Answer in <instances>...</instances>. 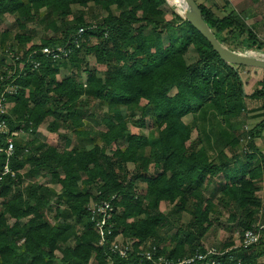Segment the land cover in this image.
I'll return each instance as SVG.
<instances>
[{"label":"trees","instance_id":"obj_1","mask_svg":"<svg viewBox=\"0 0 264 264\" xmlns=\"http://www.w3.org/2000/svg\"><path fill=\"white\" fill-rule=\"evenodd\" d=\"M167 2L0 0V23L7 15L16 16L23 31L26 24L44 16V9L46 21L56 15L63 24L73 15L72 6L88 8L92 3L107 13L93 25L81 11L62 37L24 51L27 55L46 46L73 49L60 62L38 54L41 67L18 80L21 89L11 98L15 103L9 117L11 127L31 131L33 138L16 140L19 160L12 167L17 178L0 184V264H148L138 255L139 248H157L148 242L171 223V214L188 212L191 223L186 230L178 229L176 247L169 252L157 248L156 252V258L183 259L204 251L201 241L213 225L216 199L240 212L244 231L240 241L260 220L264 205L258 183L264 177V155L255 139L264 129V120L244 133V139L250 137L245 158L236 154L240 138L233 121L243 116L264 118V70L260 69L259 88L249 95L241 67L225 63L185 15L175 12L170 17L163 10ZM197 4L223 47L237 52L240 47L257 45L241 13L232 10L219 16L212 8ZM80 28L85 29L84 42L76 48L72 36ZM7 39L6 31L0 35L2 50L25 45L32 37L17 34L15 43ZM257 49L263 50V46L259 44ZM88 57L94 58L96 68L84 61ZM68 66L70 74L59 79L61 69ZM82 73L87 75V87L79 82ZM88 99L107 103L113 112V117L104 120L107 131L101 135L102 145L72 149V142L66 139L65 149L60 151L37 144L38 129L48 119L64 122L79 137L87 136L84 120L93 116L87 109ZM123 108L135 126L147 129L150 122L156 126L154 141L131 133ZM188 116L193 117L192 124L185 123ZM195 131L197 137L193 138ZM124 143L125 150L120 145ZM148 148L150 156L146 157ZM131 164L133 173H129ZM152 166L160 172L151 175ZM28 167L26 176L40 174L61 190L55 192L44 184L23 187L25 175L21 172ZM138 181L147 186L141 198L134 190ZM114 195L119 210L116 229L109 244L100 247L86 207ZM163 203L174 206L171 214L161 211ZM54 210L51 220L49 214ZM118 236L135 242V253L128 259L110 250ZM230 255L234 259L228 255L222 264H262L264 231L256 246L233 250Z\"/></svg>","mask_w":264,"mask_h":264},{"label":"rangeland","instance_id":"obj_2","mask_svg":"<svg viewBox=\"0 0 264 264\" xmlns=\"http://www.w3.org/2000/svg\"><path fill=\"white\" fill-rule=\"evenodd\" d=\"M230 3V7H227L226 10L219 9L220 7L225 5L224 0H213L210 1V7L214 6L212 9L215 10L217 15L219 16H226V13H229L232 10H237V12L243 14L244 17L247 18V23L250 25L251 29L254 32L255 35V41L257 45H262L263 50H258L257 45L251 46L248 45V47H240L237 52L245 55V56H262L264 55V0H228ZM216 4V5H215ZM72 16H70L68 19L66 18V21H64L67 24H63L58 17H53L52 19L45 20V14L47 11L44 9L42 14L44 16H41L38 20L33 21L32 23L26 24L27 29L25 31L21 30L16 16H5L2 22L0 23V35H2L3 32H8V39L6 41H9L11 43L17 42L15 40V36L17 34H24L27 36H31L32 40L31 42L27 44L22 45H16V47L13 49L14 51L20 52L24 51L26 48L30 47L33 44H40L42 41H47L53 38H60L65 32V29L67 27H70L75 22V18L78 16V14L83 11L85 13V21L90 24H98L102 21L103 18L106 17L107 13L103 10H101L99 7H96L94 4H89L88 8H81L79 6H72ZM163 10L171 17L172 14L181 13L182 15H185V5L182 4L181 0H168L167 4L163 6ZM55 26H54V25ZM64 27V28H63ZM166 41H168L166 39ZM252 43V42H251ZM84 61H87L92 69L97 67L96 61L92 57L83 58ZM240 72L243 78V81L245 83V89L248 93V91L251 92V87L254 86L257 88L258 82L262 78V70L257 68H251V67H243L240 66ZM71 70L68 66V68H62L61 73L58 76L59 79H63L64 77L68 76L70 74ZM100 76H103L101 74ZM80 83H82L85 87H87V75L82 73L80 76ZM248 88V89H247ZM249 92V93H250ZM87 97V96H86ZM84 98V101L86 99ZM83 101V102H84ZM143 106L146 105V102H143ZM88 111L91 113L92 118H86L84 120L85 127H83V131H85L88 135L84 137H79L78 135L73 132V130L69 129L67 127V124H65L62 121H55L53 119H48L46 123L42 124L38 132L36 134L37 138V144H45L48 147H56L60 151L65 149L66 145V139H70L72 142V149L73 147H85L86 149H91L94 144L102 145L101 142V135L106 133V125L104 123V120L108 118V116L113 117L112 113L110 111L109 105L107 103L100 104L98 100L96 99H88V105H87ZM122 112L125 115V120L128 122V127L131 133L142 135L148 137L150 140L154 141V139L157 137V129L156 126L153 123H149V128L147 129H141L134 125L133 120H131L128 117L127 111L125 108L122 109ZM90 117V116H89ZM137 119H140L138 116ZM185 123L192 124L193 117L188 116L184 119ZM261 119H257L256 121L254 119H251L250 116H243L240 119L233 121V126L235 128L236 136L240 138V143L236 149V154L242 158H245L248 151V141L243 138L245 135L244 133L248 132L255 124L260 122ZM197 137V132L195 131L193 134V138ZM245 137V136H244ZM28 139L27 137H25ZM33 138V137H32ZM122 149H126V144H120ZM115 147V146H114ZM150 156V148L146 150V157ZM30 168H25L22 170V174H24V180H23V187H27L30 184H44L48 186L50 189H52L55 192H59L61 190V187L58 185H54L51 183L50 178L40 176V174L36 175L34 178H30L26 176ZM134 172V166L131 164L129 165V173ZM160 172L159 169H156L154 166L150 169V174L155 175ZM146 183L142 181H138L135 184L134 190L138 194V196L141 198L143 197L145 191H146ZM207 197H211L210 193L207 194ZM53 205L56 207V203L54 201ZM62 209L64 207L62 206ZM174 209V206L168 203H163L161 205V211L164 214H171ZM213 216L211 218L212 220V227L207 232V234L203 237L201 244L204 248H225L227 245H230L231 243H234L233 246H230L229 248H232L236 245H238L240 238L242 237L243 227L240 225L241 221V215L240 212L237 211L233 206H226L225 204L221 203L219 200H214V208H213ZM264 210V206L262 208V211ZM261 211L260 214V220L256 223V225H264V213ZM56 215L55 210L52 211V213L49 214V217L51 220L54 219V216ZM171 223L167 225L165 229L162 231L160 230L158 232V236L154 239H152L149 243L158 245L157 248L164 252L171 251L174 247H176L178 240L175 236L178 229L181 228L183 230L188 229V225L191 223L192 216L188 212H184L180 215L177 214H171L170 216ZM10 224H13L14 221L10 220ZM27 221L24 220L22 223H26ZM72 243H74L72 241ZM71 243V244H72ZM62 255L61 253H58V257L60 258ZM261 263L264 264V256L261 258ZM57 264H61L60 262H57Z\"/></svg>","mask_w":264,"mask_h":264},{"label":"built area","instance_id":"obj_3","mask_svg":"<svg viewBox=\"0 0 264 264\" xmlns=\"http://www.w3.org/2000/svg\"><path fill=\"white\" fill-rule=\"evenodd\" d=\"M84 33L85 29L80 28L72 36V43L76 48L82 46ZM24 51L17 52L10 47L4 50L0 49V184L5 183L8 179L17 178L18 172L12 167L13 161L19 160L16 157V140L28 141L32 138L31 131L26 132L21 127H14L13 129L9 123V117H12L11 110L15 105L11 98L15 97L21 89L20 85L17 84L18 80L41 67L38 54L46 59L60 62L67 59L72 54L73 49L72 46H46L27 55ZM249 140L250 137L247 138V141ZM25 152L28 153L29 149L27 148ZM117 200L118 196L114 195L99 202L89 203L86 207L90 221L94 224V229L99 237L98 245L100 247L109 244L110 238L114 235L116 229L114 219L119 211L115 206ZM262 212L264 213V210ZM263 231L264 225L258 224L246 231L238 245L232 248H205L204 251H198L192 256L178 260H172L165 256L156 258L158 251L156 247H151L149 250L140 247L138 255L148 264H222V258L228 255L230 259H234V256L230 255L233 250H249L256 246L260 242ZM134 245L135 242L118 236L110 243L109 247L118 257L128 259L135 253Z\"/></svg>","mask_w":264,"mask_h":264},{"label":"water","instance_id":"obj_4","mask_svg":"<svg viewBox=\"0 0 264 264\" xmlns=\"http://www.w3.org/2000/svg\"><path fill=\"white\" fill-rule=\"evenodd\" d=\"M186 19L207 39L214 51L228 64L264 70V55L245 56L223 47L215 34L205 22L202 11L195 0H184Z\"/></svg>","mask_w":264,"mask_h":264},{"label":"crops","instance_id":"obj_5","mask_svg":"<svg viewBox=\"0 0 264 264\" xmlns=\"http://www.w3.org/2000/svg\"><path fill=\"white\" fill-rule=\"evenodd\" d=\"M195 1H197V3H199V4H204V5H206L207 7H210V1L212 2L213 0H195ZM225 1V5L224 6H222V7H220L219 9H221V10H226V9H228V8H226V7H230V6H227V2L229 3V1L228 0H224ZM216 5V4H215ZM229 5H230V3H229ZM214 6H212V8H213ZM211 8V7H210ZM215 11V10H214ZM235 11H237V10H235ZM225 12V11H224ZM243 15V14H242ZM1 49V48H0ZM259 88V86H257V88H255L254 86H252L250 89H251V92L250 91H248V94L250 95V94H252L254 91H256L257 89ZM248 89V88H247ZM250 92V93H249ZM257 120V119H256ZM255 120V121H256ZM264 120V118H262L261 119V121H263ZM255 143H256V145H257V149H258V151L261 153V154H263L264 155V129L262 130V133H261V135H260V137H258V138H256L255 139ZM258 161H260L259 159H258ZM258 186H259V189H260V192H259V197H260V199H261V201L263 202V205H264V177L263 178H261V180L259 181V183H258Z\"/></svg>","mask_w":264,"mask_h":264}]
</instances>
